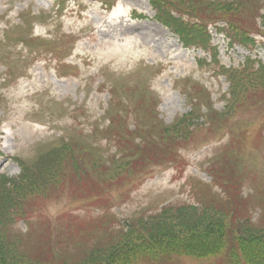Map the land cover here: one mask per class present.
<instances>
[{"label": "rangeland", "instance_id": "rangeland-1", "mask_svg": "<svg viewBox=\"0 0 264 264\" xmlns=\"http://www.w3.org/2000/svg\"><path fill=\"white\" fill-rule=\"evenodd\" d=\"M59 1L62 7L58 5L54 14L52 10ZM101 8L98 1L91 0H0V37L8 30L17 36L21 28L11 29L8 23H19L24 12H46L50 17L39 22L34 34L51 42L50 47L27 46L18 41V45L8 41L0 44V173L18 174L15 156H35L38 148L59 138L65 130L93 139L90 134L95 124L107 125L109 112H115L111 109L112 88L127 105H132L135 98L126 96L128 89L135 85L148 89V95L159 100V117L171 123L190 110L191 98L184 84L193 77L209 87L216 106L223 108L221 97L231 88L229 80L216 73V63L199 64L197 56L202 52L186 50L154 18L148 0H120L111 12ZM137 11L142 15L134 17ZM260 11L264 14V1ZM248 15L252 17L249 10L247 14L243 10L245 19ZM213 33L223 64L244 66L249 51L237 45L229 48L225 33ZM254 56L264 61V48L257 49ZM9 65L14 74L7 69ZM256 101L237 111L233 121L218 134L207 127L196 130L195 140L181 150L176 164L166 166L153 161L155 175L147 180L132 185L115 183L105 198H97L99 187L89 193V184H83L73 196L70 182L62 186L59 199H37L35 214L40 224L36 221L34 233L26 239L29 246L37 247L40 238L50 233L44 225L50 221L56 251L63 258H77L85 246L107 239V227H119L132 215H150L166 205L209 204L250 211L248 216L253 222L264 227V108ZM134 119L132 114L129 123ZM249 130L254 134L247 139L244 134ZM100 135L96 143L102 141ZM240 136L245 149L241 156L236 142ZM231 145L233 148L228 147ZM226 153L230 157L227 173L236 176L237 182H218V176L224 173L219 171L214 176L210 172L217 160V167L225 165ZM238 189L239 199L244 202L235 208L227 201L237 200L228 193ZM245 202L250 210L245 209ZM26 229L25 222L20 221L18 230ZM212 257L172 255L165 261L142 259L134 264H223L221 257Z\"/></svg>", "mask_w": 264, "mask_h": 264}, {"label": "trees", "instance_id": "trees-1", "mask_svg": "<svg viewBox=\"0 0 264 264\" xmlns=\"http://www.w3.org/2000/svg\"><path fill=\"white\" fill-rule=\"evenodd\" d=\"M150 1L158 11L157 18L188 47L207 49L212 40L210 26L222 20L225 24L219 30L227 32L234 43L254 45L256 40L251 34L264 35V14L260 11L264 0ZM243 10L245 14L249 10L252 17L248 15L249 18L245 19ZM230 73L232 86L228 107L211 111L208 116L214 123L220 119L224 124L239 107L251 106L255 99L264 108V63L260 61L258 68H254L250 60L246 66ZM137 89L142 88L135 85L130 91L135 94ZM112 91L115 95V90ZM120 96L117 94L111 100V109L116 101L125 112L119 116L109 112L110 124L98 129L114 142L116 152L105 155L94 144L63 138L40 149L33 158H16L21 169L18 175L0 174V264H134L149 257L165 261L172 255L212 257L223 252L228 253L227 262L230 264H264L263 229L247 219L236 222V214L232 216L230 210L206 207L200 211L197 207L185 205L166 206L149 216L134 215L119 227H107L104 232L107 239H97L94 244L85 246L77 258L61 257L55 249V233L48 224L50 233L40 238L37 247L29 246L26 239L29 240L36 228L35 203L37 199L50 198L58 191L60 184L57 182L69 164L72 163L77 176L83 171L80 159L88 163V167H93L95 178L91 177L92 182L88 184L92 194L97 187L99 193L105 189L102 181L117 184H122L125 178L135 181L149 169L151 158L168 161V152H174L173 140L186 137L192 126L201 125L195 122L199 117L194 110L170 125L163 123L158 118L157 99L153 107L145 111L142 103L151 101L149 97L152 95L141 94L137 97V113H134L135 127L131 128L129 105L124 98H117ZM138 136L142 137L139 142ZM159 137L161 140L157 141ZM119 152L122 155L117 157ZM21 220L25 221V231L17 228Z\"/></svg>", "mask_w": 264, "mask_h": 264}]
</instances>
